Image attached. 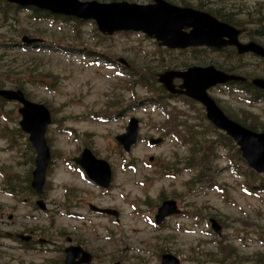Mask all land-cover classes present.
<instances>
[{"label": "rangeland", "instance_id": "374dc122", "mask_svg": "<svg viewBox=\"0 0 264 264\" xmlns=\"http://www.w3.org/2000/svg\"><path fill=\"white\" fill-rule=\"evenodd\" d=\"M128 1L139 4L149 2ZM167 1L180 6L179 0ZM185 1L192 8L200 2L205 8L200 10L204 12L207 9H220L221 12L234 13L233 19L242 23L247 19V11L252 18L264 17V0ZM256 1L262 6L260 16L256 12ZM8 22L9 16L6 19L0 17V47L6 43L17 44L25 36L15 34L14 31L20 28H25L29 33L44 31V35L48 36L58 31L59 35H55L57 38L75 40L80 37L79 40L91 47L99 43L98 32L93 31L88 23L78 26V34L73 35L67 28H48L47 25L34 24L26 19L19 28L15 21L10 20V26ZM244 27L253 28L250 24ZM49 37L45 40H51ZM259 43L264 45V39ZM100 47L104 49L100 51L111 53L115 59H123L128 67L130 63L127 60L154 76L161 70L156 58L177 56L171 53L167 57V54L155 48L152 40L139 35H114ZM193 56L194 52L179 53L176 61L188 66L214 65L210 64L212 60L223 63V59L214 54L207 55L208 63L204 64L191 59ZM244 62L247 67L251 65L248 68L251 70H247L249 76L256 73L264 75V63L258 59L246 56ZM21 63L35 70L30 76L34 75L36 79L40 72L50 73L49 81L54 83L49 85L52 90L36 84L26 88L30 100L47 105L54 119L46 132L52 155L42 196L47 211H34L29 202L34 203L36 199L25 193L16 198L2 192L3 177L15 171L22 180L18 184L21 189L23 177L28 176L27 172L30 173L32 166L29 162L31 155L26 153V136L17 134L18 106L0 103V264H44L46 259L58 260L62 257L58 252L68 246L67 239H70V244L78 245L92 254V264H160L159 255L163 253L176 256L180 264H194V259L201 261L205 257L211 259L212 264H221V260L223 264H256V259L264 260V194H247L243 190L246 181L229 173L221 151L212 162V171L216 170V173L214 183L207 186L210 189L186 185L189 174L182 170L180 164L181 157L186 153L185 148L162 135H167V130H161V125L168 121V117H163L158 110L145 104L150 101L148 93L155 90L149 75L144 79L149 88L146 91L127 77L114 74L103 63L95 64L90 60L55 53L30 51L24 56L11 51L0 54V80L9 78V71L17 73L25 68L18 66ZM256 65L263 72L257 70ZM28 73L19 77L26 79ZM209 95L222 111L246 119L256 124L258 131H264V102L249 105L242 97L229 93L224 86L210 90ZM157 102L184 108V104L176 100L163 102L159 99ZM188 106V112L185 111L184 115L189 118L175 122L204 128L202 109L197 105ZM113 111L118 113L114 119L107 115ZM91 115L99 117L90 118ZM104 117L109 120L100 122L99 118ZM131 117L139 121V135L130 152L123 153L128 161L124 162L118 158V147L113 138L123 132ZM206 132L209 133V130L206 129ZM150 138H161L162 142L149 146ZM84 146L111 165L112 184L105 192L84 180L72 167L74 165L70 159L77 156ZM216 149L207 150L206 160L210 158L209 162L213 161L211 157ZM186 155H190L189 152ZM131 160L135 162L134 169H126V163ZM167 165L172 167L169 174L161 173ZM258 185L255 182L253 187ZM67 189L69 193L65 195ZM161 196L174 199L181 213L155 227L153 215ZM88 204L117 210L118 221L93 215L88 210ZM211 219L220 225V237L211 231ZM26 230L39 233L51 244L39 245L33 251L23 250L22 245L15 241V235H24Z\"/></svg>", "mask_w": 264, "mask_h": 264}, {"label": "water", "instance_id": "95a60500", "mask_svg": "<svg viewBox=\"0 0 264 264\" xmlns=\"http://www.w3.org/2000/svg\"><path fill=\"white\" fill-rule=\"evenodd\" d=\"M19 7L35 8L80 20H93L98 31L105 36L119 31L141 32L153 37L159 46L168 49H185L187 47L203 46L220 50L227 46H234L239 54L252 53L264 58V48L253 43L240 44L237 37L239 30L219 22L208 13L190 8L173 6L164 0H153L152 4L139 5L127 2H113L108 4L96 1L81 2L79 0H5ZM188 30V31H186ZM226 39V40H225ZM23 38V42H35ZM180 78L182 84L175 90L172 81ZM239 78L225 75L213 67H191L185 72L168 71L159 75L158 81L171 93L184 94L200 102L206 111L207 119L217 128L226 131L240 146L243 158L256 172H264V133L255 134L228 120L217 108L213 100L207 95V89L219 83L235 81ZM256 87L264 89V80L252 82ZM184 89V91H182ZM0 97L6 101L21 104L18 113L21 117L19 126L29 135L28 140L35 153V167L32 172L31 187L37 195L42 192L45 172L50 160V154L44 139L46 126L50 123L48 110L39 104L29 102L18 90H0ZM137 121L131 119L125 128V133L115 139L127 152L135 143L137 136ZM158 140L151 141L157 143ZM74 162L85 170L88 177L96 185L107 188L110 182V169L106 162L97 160L89 150L84 149ZM41 208H44L39 202ZM95 212H102L117 216L110 210H99L90 206ZM175 203L165 201L157 210L156 223H160L166 216L176 214ZM212 228L219 233L220 228L211 221ZM66 264L89 263L90 256L80 248H67ZM78 259V262H75ZM161 264H179L170 254L161 257Z\"/></svg>", "mask_w": 264, "mask_h": 264}, {"label": "trees", "instance_id": "16d2710c", "mask_svg": "<svg viewBox=\"0 0 264 264\" xmlns=\"http://www.w3.org/2000/svg\"><path fill=\"white\" fill-rule=\"evenodd\" d=\"M98 1H106V0H98ZM109 1H116V0H109ZM179 2H181L182 4L186 3L184 0H179ZM258 8H262V6L259 5L256 8V11L260 16V12L259 10H257ZM7 16H9V22L7 24L8 26L12 24L10 20H13L16 22L17 28L22 27L21 22L23 24L24 19L27 16L28 19L26 21H32V22H35L36 24L46 23V24L55 26L60 29L67 28L69 32L73 35H77L79 32L78 26L83 25L79 21H76L73 19H65L60 16H53V15L47 14L46 12H41V11H36V10L22 11L12 5L11 6L7 5L2 0H0V17H2L3 19H6ZM217 16L222 21L227 22L231 25H234L238 28H245L244 27L245 25L250 24L253 27L250 31H248V37L250 40H257V38H260L261 36L264 37V20H263L264 17L263 16H260V17L255 16L254 18H252V15H250L249 12H246L247 19L244 18L245 21H243L245 23H242L241 21H235L232 17L233 15L231 14H224V13L219 14L218 13ZM14 32L15 34H20V35L25 34L31 38H39L44 41L47 37L50 36L48 39H51L50 41H53V42L52 43H34V44L14 43L12 45H9V43H6L0 47V51H1L0 54H2V51L7 50V49L19 48L22 51H16V52H20V54H23L25 56L27 55V53L30 52L29 51L30 49H33L32 51L34 52L38 51L37 53H55V54H65L66 53V55H70V56L79 54V56H82L83 58L90 57L98 61H108V62H112L113 64H116L115 60L110 54L100 51V50H104V49H101L100 46L105 45L106 41H108L110 38H105V37L98 35L97 38L99 39V43H96L98 46V48L96 47L98 49L97 50L95 48L85 47L84 43L79 41L80 37L77 40H72L69 42H68V38H65V37L57 38L55 37V35H59L58 31H56V34L52 33L49 36L44 35V33H46L44 31H35V32L29 33V31H26L25 28H20L19 30H15ZM125 35H129V34H125ZM72 37H76V36H72ZM42 51H45V52H42ZM190 52H194V56L191 59H195V61H197V63L199 64L208 63L207 59L209 58L207 55L212 56V53L209 50L203 49V48L191 49ZM164 53L167 54V57L168 55H171V53L166 50H164ZM179 53L180 52L177 53V56H174V57L170 56V59L168 58L165 59L163 56H160V58H157L156 60L158 61V64L161 66V68L163 69H167L170 67L172 68L186 67L187 65L186 63L182 61H176L177 57L179 56ZM218 55L223 56L225 60H223L222 64H219V63L216 64L215 66L217 68H220L221 70L229 72V73H236V74L242 71H247L246 64L241 61V58L238 57L234 53L233 50H225V51L223 50L222 52L218 53ZM18 66H24L25 68H23L21 71H18L17 73H11V71H9V75H8L9 78L6 77L5 79L0 80V88L8 86L14 89H20L24 92L26 97H28V94L26 93V88H28L29 86L37 84L40 86H47L49 87V89H51L49 85L54 84L49 81L50 73H47V74L45 72L38 73L37 74L38 80H37L36 76L34 75L30 76L31 72H34L35 70H32L29 67H26V65L22 63L18 64ZM118 66L119 68L123 69L122 66L120 65ZM128 71H129L128 76L130 78H134L137 74L138 78H137L136 83L140 85L141 84L144 85V79L147 75L152 76L150 72H146V70L139 69L136 66H131V68ZM27 72H29L28 78L22 79L19 77V76H26ZM138 72H143V73L138 74ZM244 76L247 79H251L255 76H260V74L258 75V73H256L255 76H249L248 73H244ZM52 80L56 81V79H52ZM153 87L157 89V92L159 94L160 93L163 94L161 89L158 88V86L156 87L154 83H153ZM237 87H241L243 89L247 88L248 94L250 95V101H259L263 99L264 97L263 93H261L258 90L253 89L250 85H240L239 84ZM189 103H192L190 105L194 106L193 102L189 101ZM187 107L189 108L188 105ZM161 109L163 111L170 112L169 111L170 107L168 108L161 107ZM107 115L110 116V113H108ZM178 118H179V115H178ZM180 118H184V115ZM233 118L238 123H240L242 126L247 127L248 129H251L253 131H257L258 129L256 124H251L246 119H240L239 116L238 117L235 116ZM174 120H176V118H174ZM179 121H182V120L180 119ZM202 121L204 123V128L199 127L198 125L189 126L187 125L186 122H180V124H175V128H181V127L183 128L182 129L183 134L184 136L187 137L186 139H188L184 141V144L189 145V151H190V155L186 158V164L188 167L194 169L193 174L190 176V181L188 183L192 185L194 184L198 185L199 183L205 184V182L209 181V177H210L209 172H211L210 170L211 163L209 161H206V158L208 157L207 150L214 149V148H217L215 152H218L217 151L218 148H222L223 150L227 152V156H228V151H230L231 158L230 160H227V162L230 165V168L237 174L244 176L243 179L247 182L249 180V179L247 180V177L249 176L248 169L245 168L243 161L241 160L239 153L236 147L234 146V144L232 143V141L229 138H227L225 135L217 132L211 126L206 124L203 120V117H202ZM206 129L209 130V133L206 132ZM207 133L208 135H205ZM17 134L19 136H22L19 130ZM25 146H26V153L31 155V157L29 158V162H31V166H32L33 164L32 151L28 144H25ZM30 172H31V169H30ZM27 175L28 176L25 175L26 176L25 178L23 177L24 179L23 186L21 189H19L18 184L22 180L18 176V173H16L15 171H10L6 177H3L2 186H4V189L3 190L1 189L2 192L7 194L8 196H14L16 198L19 197V195H22L23 193L29 196H33V192L29 186L30 173L27 172ZM248 185L250 186L249 182H248ZM258 189L264 191V181L260 182V186H258ZM193 262L194 264H212L211 259H208V257H205L203 260L201 259V261L199 259H194ZM255 262L256 264H264V260L262 258L256 259ZM220 263L223 264L224 261L221 260Z\"/></svg>", "mask_w": 264, "mask_h": 264}]
</instances>
